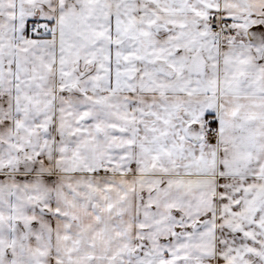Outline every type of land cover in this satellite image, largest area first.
<instances>
[{"label": "snow or ice", "instance_id": "obj_1", "mask_svg": "<svg viewBox=\"0 0 264 264\" xmlns=\"http://www.w3.org/2000/svg\"><path fill=\"white\" fill-rule=\"evenodd\" d=\"M0 264H264V0H0Z\"/></svg>", "mask_w": 264, "mask_h": 264}]
</instances>
